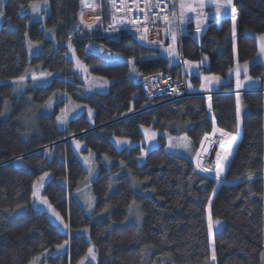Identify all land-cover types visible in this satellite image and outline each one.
<instances>
[{
  "label": "trees",
  "instance_id": "trees-1",
  "mask_svg": "<svg viewBox=\"0 0 264 264\" xmlns=\"http://www.w3.org/2000/svg\"><path fill=\"white\" fill-rule=\"evenodd\" d=\"M37 1L43 0H8L5 16L16 29H0V264H32L39 258L44 264H80L91 244L98 264H262L264 93L240 96L239 128L234 83L222 87L210 101L193 96L148 110L139 78L164 72L181 79V70L171 69L160 49L146 47L133 35L108 39L77 30L80 0H48L46 29L55 33L54 42L41 23L21 15V8ZM231 6L239 13L237 55L229 21L222 23L219 33L210 29L204 48L182 38L184 57L192 62L208 57L206 72L221 77L234 68L236 57L240 63L253 60L258 54L257 37L264 35V0H232ZM75 30L78 36L71 41ZM28 39L42 45L39 56L29 57ZM70 43L79 58L94 67L95 76L114 83L106 95L81 93L82 79L73 72L67 56ZM98 50L104 54L95 53ZM116 57L125 62L107 64L105 58ZM37 66L47 73L73 77V81L56 79L48 87L18 95L13 82ZM250 74L264 79V66H253ZM187 82L198 87L201 79L187 78ZM58 92L91 107L93 122L83 115L61 130L56 121L61 105L52 117L27 120L34 106L44 105ZM214 124L230 136L237 137L241 131L234 155V147L215 132L211 153L202 158L201 169L207 167L206 173L214 179L217 171L221 179L226 172L225 184L219 188L197 170L194 161L167 153L164 137H160L161 147L147 154L144 165H139L138 158L145 147L119 152L112 143L113 138L141 142L143 129L152 128L188 137L197 152ZM77 141L97 155L99 162L105 157L114 162L111 169H101L92 186L97 220L87 214L79 199L87 173L74 149ZM123 167L127 174H121ZM45 172L53 178L43 195L69 224L70 233H62L46 213L31 208L34 185ZM134 181L140 183L142 193L135 191ZM133 202L141 207L142 223L131 214ZM21 207L28 212L11 217ZM221 222L224 226L219 228ZM86 230L91 244L80 235ZM64 244L67 251L56 255L58 246Z\"/></svg>",
  "mask_w": 264,
  "mask_h": 264
},
{
  "label": "rangeland",
  "instance_id": "rangeland-1",
  "mask_svg": "<svg viewBox=\"0 0 264 264\" xmlns=\"http://www.w3.org/2000/svg\"><path fill=\"white\" fill-rule=\"evenodd\" d=\"M7 1L8 0H0V10H2L4 12L3 17H0V29L4 28V27H8L9 29H16L15 26H13L12 24H10L8 22V20L6 19V16H5V7L7 4ZM80 1H82V0H80ZM101 2H102V0H83L81 2V4L79 3L80 12H79V16L77 18L78 19V29L77 30L82 29L80 27V21H81L82 17L84 16V14H86L87 11H90V12L93 11V10H89L88 8L90 7V8L95 9V5L97 4V6L99 7L102 4ZM33 4H39L40 5V12L37 13V12L32 11L31 6ZM33 4L29 5L27 8H21V15L22 16L28 15L32 18L34 23H41L43 25V29L47 35V38L56 42L55 33L46 29V23H47V19L49 17V12H50L49 1L48 0H46V2H45V0L37 1ZM86 5H87V7H86ZM92 6H94V7H92ZM102 8H103V6H102ZM98 11H99V9H98ZM80 31H78V33ZM83 32L86 33L87 31H83ZM87 34H89V33H87ZM74 35L78 36L76 30L72 33V35L70 37L71 41L74 40ZM99 35L102 36V34H99ZM136 37L140 38L138 35H136ZM70 44H71V48H69V44L67 45V56L74 65L73 72L76 73L78 76H80V78L82 79L83 87L81 88V93L85 96L106 95L109 92L110 87L114 83L110 80L95 76L92 73V70L94 69V67H88L79 58V56L75 50L74 44H72V43H70ZM27 48H28V55L30 58H34V57L39 56V54L42 51V45L41 44L32 43L29 39L27 40ZM161 48H163V47H161ZM161 48H158V49H161ZM105 60L107 61V64H110V63L116 64V63L125 62V60L122 59L121 57H116L115 60L105 58ZM42 73H47L42 68V66L29 68L27 70V72L25 73V80L23 82H20L19 80L13 82L16 93L18 95L22 96V95H25L29 90H33L35 88L48 87L56 79L67 80L69 82L73 81V77L64 76L63 74H52L51 76H42L41 75ZM33 75H35L37 77L36 80H33L31 78ZM187 78H186V82H187ZM104 81L108 82L106 86H102V85H104ZM89 89H91V90H89ZM198 96L209 98V97H212L213 95L209 94V95H198ZM50 99L52 101V107L51 108L47 107L48 102L45 103L44 105H41V106H34L31 110L30 114L28 115L27 120L35 121V120L39 119L40 117H52L55 115L56 108L61 105L59 108V113H58L57 117L61 116L62 110H68L67 111V123L66 124L60 123V121L56 118L57 125L61 130H66L70 122L78 119L79 117H81L83 115L87 116V118L90 122H93L94 117H95V112L93 111V109L91 107H89L88 105L80 104V103L76 102L73 98H71L70 95H68L66 93L58 92V93L54 94ZM77 106H79V107H77ZM153 106L155 108L158 107L157 105L152 104V105H149L148 110L154 109V108H151ZM87 109L92 110L91 116H89ZM240 116H241V113H240L239 117ZM263 116H264V108H263ZM215 132H219L220 134L226 133L223 130L219 129L214 124V129H213L212 134L207 136V139H204V142H203L201 148L197 152H195V150L193 148V143L188 137H187V139H183L186 136L173 137L166 132H157L152 128L143 129L144 139L141 142L133 141L130 139H123V138H113L112 143L115 146V148L117 149V151H119V152H121L125 149H132V148H136V147H145V149L142 152V155L138 158L139 165H144L146 162L147 154L153 150L160 148L161 147L160 137H164L166 139L165 150L167 153H169L175 157L188 160V161H194V164H195L197 170L200 173L204 174L205 176H208L213 181H215L217 183L218 188H219L220 186L225 184L224 177H225L226 172L222 176V179H221V174H220V176H219L220 181H219V180H216L217 179L216 175H214V177H216V179H214L212 175L201 171V167L204 164L202 158L211 153V150H212L211 139L213 138ZM153 134H155V135L153 136ZM222 136L224 137L226 143H228L229 145L234 147V149H233V155H234V153L236 151L235 149L237 148L238 143L240 141L241 131L239 132V135L237 137H235V140L231 139V137H233V136H230V135H228V136L222 135ZM71 140H73V139H71ZM116 140H120V141H122V143L117 144ZM68 141H70V140H68ZM124 141H127V143H124ZM63 143H66V141H64ZM169 143H171L173 145V147H169ZM185 144L188 145V148L184 147ZM208 144L210 145L209 152L207 151ZM79 145H80L79 150H77L76 143H75L74 149H75V152H76L77 156L79 157V159H80V161H81V163H82V165H83V167L87 173V179L83 184L81 192L79 193V199H80V202H81L82 206L84 207L85 211L87 212V214L89 216L93 217V219L97 220L99 218L96 217V215H95L96 214V199H95L93 191H92V186H93V183L97 180L101 169L102 168H105L107 170L111 169L112 166L114 165V162L108 158L107 159L103 158L102 161L99 162L97 155H95L92 152H88V150L86 149V147L84 145H82L80 143H79ZM177 145H179V146H177ZM218 152H222L221 149H219ZM232 158H233V156H232ZM231 161H232V159L229 162H227L226 171H227ZM201 163H203V164L201 165ZM90 168L93 169L91 172V175H89V169ZM121 174H127L126 167H123V172ZM118 176H120V175H117L116 177L118 178ZM52 178H53V176L51 174H48L46 177L43 178V180H41V178L39 179L40 184L37 185L35 183L36 188L39 191V196L44 197V195H43L44 189L47 186V184L52 180ZM133 185H134V189L137 193H142L139 190L140 183L134 181ZM33 191H34V189H33ZM89 198H92L91 207H89V204L87 202ZM49 204H50V202H49ZM51 207L57 213H59L52 205H51ZM31 208L34 211L46 213L50 222L52 224H54L62 233H65L66 231H68V233H70L69 224L65 222V220L61 216V214L59 213L60 217L64 221V224L68 225L67 228H65L64 225L61 224L60 220H57L56 217L52 215L51 210L46 205L40 204L39 200H36L33 196H32ZM137 210H139V212H140L139 218L136 215ZM27 212H28V208L21 207V208L17 209L11 217L22 216V215L26 214ZM131 214H132L133 218L136 220V222L142 223V219H143L142 210H141V207L138 203H134L132 205ZM140 217H141V219H140ZM209 224H211V227H209ZM209 224H208V229H209L210 240H211V244H212L213 225H212L211 221ZM223 226H224V224L222 222L219 223V228H222ZM80 235L87 236V240L91 244L89 230H86V231L80 233ZM90 248L92 249V253L90 254L88 251L87 256L80 262V264H82V262H83V264H98L96 248L92 244H91ZM212 249H213V247H212ZM66 251H67V244H64V247H58L56 249L55 254L56 255L64 254ZM93 256L95 257V259H93ZM212 257H213V255H212ZM32 264H44L43 258H39V259L35 260ZM262 264H264V253H263Z\"/></svg>",
  "mask_w": 264,
  "mask_h": 264
},
{
  "label": "built area",
  "instance_id": "built-area-1",
  "mask_svg": "<svg viewBox=\"0 0 264 264\" xmlns=\"http://www.w3.org/2000/svg\"><path fill=\"white\" fill-rule=\"evenodd\" d=\"M104 3L112 13V24L106 27L100 24L97 28H104L105 36L118 38L122 35H138L140 38L144 37L142 40L146 47L161 48L171 39L169 29L173 30L175 24L180 28V0H104ZM99 7L96 4L95 11L99 9L101 12L102 5ZM165 16L168 17L167 23ZM179 34L184 35L180 30ZM184 62L185 59H181V79L164 72L139 78L138 84L149 105L160 106L197 96L188 90ZM173 88L176 89L175 92L172 91Z\"/></svg>",
  "mask_w": 264,
  "mask_h": 264
},
{
  "label": "crops",
  "instance_id": "crops-1",
  "mask_svg": "<svg viewBox=\"0 0 264 264\" xmlns=\"http://www.w3.org/2000/svg\"><path fill=\"white\" fill-rule=\"evenodd\" d=\"M173 2V0H169ZM186 4H191L193 7L196 6L198 0H185ZM223 3V0H221ZM234 7L227 6V8H221L219 15L215 13V5L213 3H209L208 0H204V7L197 8L195 12L188 11L187 8L183 10L184 22H181L180 19V28L177 27L175 24L173 27V31L176 33V42L175 44L172 43L171 39L167 43V45L160 49L161 57L165 58L169 62V67L171 69H180L181 66V59L187 60L183 53L182 48V38L186 37L190 41L197 45L200 48H204L205 46V39L209 36V31L212 27L216 29L219 33L221 30L222 23L225 21L231 22L233 26V14L232 9ZM235 9V8H234ZM182 10L180 9V17H181ZM190 18V19H189ZM239 19V13L235 9V32L232 34V42L234 46L235 54L237 55V32L236 27ZM199 23L200 31L197 32V24ZM179 30L184 33V35L180 36ZM263 36L257 37L258 42V54L257 56L248 62L240 63L236 57L235 66L230 72L227 74L226 77H221L217 75L210 74L206 72L205 68L209 66V59L205 60L204 58L200 59L198 62H192L191 65L185 63V67H183L187 73L188 78L198 77L201 79V83L198 87L191 88L188 86V89L191 93L197 95H214L220 91V89L227 84L234 83L235 85V93L236 96H239L243 93L248 92H262L264 93V79L261 78H254L250 74V70L253 66L262 65L264 66V53L261 52V47L264 46V40L261 39ZM218 45V44H217ZM226 45V44H225ZM224 47V46H223ZM166 48H170L174 55H169L168 52L165 51ZM222 47H219V51L221 52ZM247 63V70H244V65ZM199 65V67H195L194 65ZM237 72H239V82L242 85L241 87L237 88ZM213 75V76H212ZM205 77H219V83H215L211 80H205ZM250 78V79H249ZM188 83V82H187ZM189 85V83H188ZM204 85V87H201ZM250 112L249 109H244V113L248 114ZM194 148V147H193Z\"/></svg>",
  "mask_w": 264,
  "mask_h": 264
},
{
  "label": "snow or ice",
  "instance_id": "snow-or-ice-1",
  "mask_svg": "<svg viewBox=\"0 0 264 264\" xmlns=\"http://www.w3.org/2000/svg\"><path fill=\"white\" fill-rule=\"evenodd\" d=\"M45 2H46V0H45ZM208 2H209V3H213V4L215 5V13H216L217 15H219V13H220V11H221V8H227V6H230V5L232 4V0H223V3H221V0H208ZM31 7H32V11H33V12H37V13L40 12V5H39V4H33ZM179 7H180V9L182 10L180 19H181V22H184L183 10H184L185 8H187L188 11L195 12L197 8H202V7H204V0H198V3L196 4L195 7H193L191 4H186V3H185V0H180ZM232 14H233V33H234V32H235V9H234V8L232 9ZM3 15H4V12H3L2 10H0V17H3ZM172 16H173V20H175V13H173ZM189 19H190V18H189ZM164 20H165V22L167 23V21H168V17L165 16V17H164ZM89 27H91V26H89ZM200 30H201V29H200V27H199V23H198V24H197L196 31L199 32ZM168 35H170L172 43L175 44V42H176V33H175V31L169 29V33H168ZM141 39H144V37H141ZM261 39L264 40V37H261ZM69 48H71V44H69ZM165 51L168 52L169 55H174V54H175L174 52H172V50H171L170 48H166ZM261 52L264 53V46L261 47ZM204 59L206 60L207 57H205ZM78 63H79V62H78ZM129 63H133V62L130 61ZM184 63L191 65L192 62H190V61H185ZM194 66L197 67V68L199 67L198 64H197V65H194ZM132 70L135 71V68H133ZM244 70H245V71L247 70V63H245V65H244ZM41 75H42V76H51L52 73H42ZM238 77H239V72H237V88H239V87L242 86V85L240 84V82H239ZM31 78H32L33 80H36V79H37V77H36L35 75H33ZM204 79H205V80H211V81H214L215 83H219V81H220V78H219V77H205ZM249 79H250V78H249ZM24 80H25V76H21V77H19V81H20V82H23ZM107 83H108L107 81H104V85H102V86H106ZM188 86L191 88V84H189ZM201 87H204V85H201ZM89 90H91V89H89ZM172 91L175 92L176 89L173 88ZM208 99H209V101H210V100H211V97H209ZM47 107H48V108H51V107H52V101H51V99L48 101ZM77 107H79V106H77ZM210 107H211V105L209 104V108H210ZM67 111H68V110H62L61 116H60V117H57V119H58V120L60 121V123H62V124H66V123H67ZM87 111H88L89 116H91V115H92V110H91V109H87ZM239 115H240V97H239V94H237V118H238V121H237V128H239ZM221 134H222V135H225V136L230 135L229 133H221ZM154 135H155V134H153V136H154ZM183 139H187V137H184ZM204 139H207V136H205ZM231 139L235 140V137L233 136V137H231ZM116 143H117V144H120V143H122V141H120V140H116ZM124 143H127V141H124ZM177 146H179V145H177ZM79 147H80V145H79V141H77V142H76V148H77V150H79ZM169 147H173V145H172L171 143H169ZM184 147H185V148H188V145L185 144ZM89 151H90V150H89ZM217 155H219V154H217ZM105 159H107V157H105ZM92 170H93L92 168L89 169V175H91ZM201 171L207 172V171H208V168H207V167H203V168L201 169ZM47 175H48V173L45 172V173H44V176L41 177V180H43V178L46 177ZM219 176H220V172L217 171V172H216V177H217V179H219ZM248 178H249V179L252 178V177H251V174H249V177H248ZM36 184H37V185L40 184V181H37ZM33 197H34L36 200H39V203H40V204L46 205V206L51 210L52 215L55 216L57 220H60L61 224H63L65 228L68 227L67 224H64V221H63V219L60 217L59 213H57L54 209H52V207H51V205L49 204L47 198H46V197H41V196H39V191H38V189L36 188V185H34ZM87 202H88V204H89V207H91V205H92V198H89ZM133 203H135V202H133ZM105 211H107V209H105ZM130 211H131V209H130ZM136 215H137V217L139 218V216H140V212H139V210L136 211ZM209 227H211V224H209ZM58 247H64V245H59ZM89 253H90V254L92 253V249H91V248L89 249ZM93 259H95L94 256H93ZM213 259H215V256H214V255H213ZM82 264H83V262H82Z\"/></svg>",
  "mask_w": 264,
  "mask_h": 264
},
{
  "label": "bare ground",
  "instance_id": "bare-ground-1",
  "mask_svg": "<svg viewBox=\"0 0 264 264\" xmlns=\"http://www.w3.org/2000/svg\"><path fill=\"white\" fill-rule=\"evenodd\" d=\"M101 3H102L101 5L103 6L101 12L95 11V9L90 8V7L88 8L89 10H93V11H91V12L87 11V13L84 14V16L82 17V19L80 21V27L83 29V31H87L86 33H89L90 35L91 34L93 35L94 33H96V34H102L103 37H106L108 39H114L110 36H107V35L105 36V34L103 33L104 28H97L98 25H100V24L103 25V27H106V26L112 24V13H111V11H109V8L105 5L104 0H102ZM86 7H87V5H86ZM78 16H79V13H78ZM89 26H91V27H89ZM90 51L93 52V50H90Z\"/></svg>",
  "mask_w": 264,
  "mask_h": 264
},
{
  "label": "water",
  "instance_id": "water-1",
  "mask_svg": "<svg viewBox=\"0 0 264 264\" xmlns=\"http://www.w3.org/2000/svg\"><path fill=\"white\" fill-rule=\"evenodd\" d=\"M89 50H92L91 48H88ZM96 53H100V54H102L103 53V51L102 50H98V51H95ZM80 136H77V137H74L73 139H76V138H79ZM66 142H68V141H66ZM209 148H210V145L208 144V148H207V151L209 152ZM237 149V148H236ZM235 149V150H236ZM203 163H201V165H202ZM215 196H216V193H215V195H214V197H213V200H214V198H215ZM213 200H212V202H213Z\"/></svg>",
  "mask_w": 264,
  "mask_h": 264
},
{
  "label": "flooded vegetation",
  "instance_id": "flooded-vegetation-1",
  "mask_svg": "<svg viewBox=\"0 0 264 264\" xmlns=\"http://www.w3.org/2000/svg\"><path fill=\"white\" fill-rule=\"evenodd\" d=\"M102 54H104V52Z\"/></svg>",
  "mask_w": 264,
  "mask_h": 264
}]
</instances>
